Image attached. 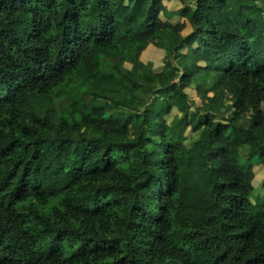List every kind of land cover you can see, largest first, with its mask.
I'll return each instance as SVG.
<instances>
[{"label":"trees","instance_id":"obj_1","mask_svg":"<svg viewBox=\"0 0 264 264\" xmlns=\"http://www.w3.org/2000/svg\"><path fill=\"white\" fill-rule=\"evenodd\" d=\"M256 167L264 0H0V264H264Z\"/></svg>","mask_w":264,"mask_h":264},{"label":"rangeland","instance_id":"obj_2","mask_svg":"<svg viewBox=\"0 0 264 264\" xmlns=\"http://www.w3.org/2000/svg\"><path fill=\"white\" fill-rule=\"evenodd\" d=\"M165 4H166V6H169V8H171V9L174 7L171 3L165 2ZM178 19H180V18L173 17L172 21H176ZM190 29L191 28H190L189 24L186 23L184 33L189 32ZM162 54L163 53L159 48L150 46L149 48H147L143 52L142 58L144 61L150 59L153 62L154 68L156 70H159L162 66V58H161ZM100 83L101 84H108V85H110V83H111V85L118 86L110 78H106V77H101ZM187 91H188L191 99H193L194 101H197V102L199 101L198 95L196 94V90L194 88V85L188 87ZM253 183H254L256 194L260 195L261 193L264 192V187H263L264 186V168H262V167H256L255 168V177H254Z\"/></svg>","mask_w":264,"mask_h":264}]
</instances>
